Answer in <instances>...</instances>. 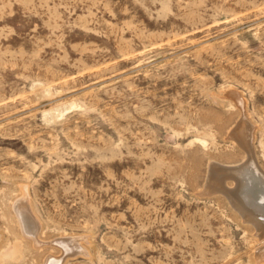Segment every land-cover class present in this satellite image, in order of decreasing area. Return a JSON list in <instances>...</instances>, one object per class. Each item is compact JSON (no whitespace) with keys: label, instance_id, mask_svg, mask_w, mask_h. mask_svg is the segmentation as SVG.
<instances>
[{"label":"rangeland","instance_id":"1","mask_svg":"<svg viewBox=\"0 0 264 264\" xmlns=\"http://www.w3.org/2000/svg\"><path fill=\"white\" fill-rule=\"evenodd\" d=\"M250 170L264 0H0V264H264Z\"/></svg>","mask_w":264,"mask_h":264},{"label":"bare ground","instance_id":"2","mask_svg":"<svg viewBox=\"0 0 264 264\" xmlns=\"http://www.w3.org/2000/svg\"><path fill=\"white\" fill-rule=\"evenodd\" d=\"M248 166V165H247ZM253 169V168H252ZM242 172V171H241ZM248 172V171H247ZM250 172L253 173H249V178L250 181L252 180L253 182H256L255 187H252L251 190H249L250 192V196L246 197L247 198V202L246 204L243 202L241 203L240 201H232L231 203L236 206L239 210L240 213L244 216L247 217V219L250 217L253 220L254 225H256V227L259 229L260 232L264 231V225H262V223H255V218L259 217L262 221H264V204L263 203V198H264V175L263 177L260 175V173H258L256 170H253ZM234 173V172H233ZM237 174V173H235ZM234 174V175H235ZM241 175V174H240ZM238 176V175H237ZM245 179V177H244ZM247 179V178H246ZM245 181V180H244ZM243 182V181H242ZM247 182V181H245ZM244 183V182H243ZM244 190V189H243ZM246 190V189H245ZM233 194V193H232ZM236 194V193H235ZM234 194V197H235ZM244 195V194H243ZM239 196V195H238ZM234 199V198H233ZM236 199V198H235ZM241 199V198H240ZM263 205V206H262ZM236 208V209H237ZM248 215H247V214ZM247 216H246V215ZM249 216V217H248ZM23 218V216H21ZM26 217V216H25ZM24 219V218H23ZM246 219V220H247ZM259 219V220H260ZM249 220V219H248ZM258 220V219H257ZM261 222V221H260Z\"/></svg>","mask_w":264,"mask_h":264}]
</instances>
